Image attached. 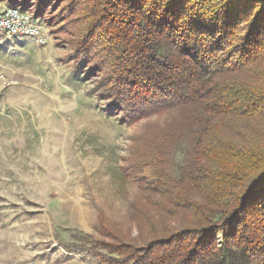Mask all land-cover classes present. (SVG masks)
<instances>
[{
  "label": "trees",
  "instance_id": "trees-1",
  "mask_svg": "<svg viewBox=\"0 0 264 264\" xmlns=\"http://www.w3.org/2000/svg\"><path fill=\"white\" fill-rule=\"evenodd\" d=\"M92 1L133 10L124 22L123 10L100 5L93 16L101 21L84 20L75 59H94L92 70L104 73L100 97L128 122L180 108L133 148L129 171L149 176L151 194L150 212L138 218L147 255L128 257L264 264V0ZM43 2L32 6L38 17Z\"/></svg>",
  "mask_w": 264,
  "mask_h": 264
},
{
  "label": "rangeland",
  "instance_id": "rangeland-1",
  "mask_svg": "<svg viewBox=\"0 0 264 264\" xmlns=\"http://www.w3.org/2000/svg\"><path fill=\"white\" fill-rule=\"evenodd\" d=\"M105 2L45 0L38 17L32 6L40 0H0V16L28 11L45 36L38 44L0 27V264H135L126 252L136 261L147 255L138 218L150 212V179L129 171V160L138 140L180 108L128 122L100 97L104 73L92 70L94 59H75L84 20L101 21L93 15L102 6L123 10L124 22L133 11ZM120 18L117 27L127 29Z\"/></svg>",
  "mask_w": 264,
  "mask_h": 264
},
{
  "label": "built area",
  "instance_id": "built-area-1",
  "mask_svg": "<svg viewBox=\"0 0 264 264\" xmlns=\"http://www.w3.org/2000/svg\"><path fill=\"white\" fill-rule=\"evenodd\" d=\"M40 22L21 8H11L0 16V27L10 36H32L38 44L45 43Z\"/></svg>",
  "mask_w": 264,
  "mask_h": 264
}]
</instances>
